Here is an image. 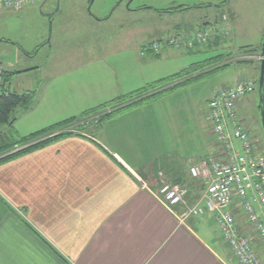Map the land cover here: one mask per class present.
<instances>
[{
  "label": "crops",
  "instance_id": "crops-1",
  "mask_svg": "<svg viewBox=\"0 0 264 264\" xmlns=\"http://www.w3.org/2000/svg\"><path fill=\"white\" fill-rule=\"evenodd\" d=\"M228 3L233 18L223 14L211 23L198 14L225 0H47L0 13V20L17 14L26 23L34 16L41 21L42 13L50 19L49 26L42 21L34 37L14 42L0 36V53L18 59L7 68L0 65L7 91L32 98L31 107L17 109L15 123L0 135L9 132L6 138L14 142L61 123L65 126L39 140L66 134L0 162V264H237L211 214L191 217L183 207L167 208L158 195L161 173L187 189V207L196 204L202 185L188 169L212 152L211 140L197 161L164 148L161 119L150 113L151 100L100 118L92 133L77 128V122L100 116L88 112L183 72L156 69L152 78V64L180 60L188 52L129 55L137 43L192 32V23L233 29L239 3ZM177 7L185 9L161 12ZM144 14L159 27L143 32L137 42V20ZM260 28L262 35L264 24ZM243 115L239 107L244 122ZM255 250L264 264V246Z\"/></svg>",
  "mask_w": 264,
  "mask_h": 264
},
{
  "label": "rangeland",
  "instance_id": "rangeland-1",
  "mask_svg": "<svg viewBox=\"0 0 264 264\" xmlns=\"http://www.w3.org/2000/svg\"><path fill=\"white\" fill-rule=\"evenodd\" d=\"M227 1L229 0H225V2ZM231 1L234 4L239 3L234 13L236 16H240L239 20L234 17L235 22L232 25L233 29H230L229 26H225L224 24H209L210 26L198 28L195 23L191 21L192 24H190V28L194 31L175 33L165 37L184 40L186 43L184 44V48L179 49L177 47H171L170 45H164L166 42L165 38L155 37L141 44L137 43L134 51H130L129 53V55H140L142 47L152 42H157L158 44L160 42L164 46L159 53L155 54V57L161 55L166 50L188 52V54H184L183 59L172 60L170 62L159 61L156 64H152L148 69H151L152 78L157 77V70L160 73L165 70L172 72L178 68H182V71L187 70L180 76L181 78L174 77V80L166 81L160 85L159 91L167 88L169 90L182 81H186L190 78L194 80L184 86H179L167 93L157 96V98L149 102L150 113L154 115L157 114L161 119V141L163 147L169 151H176L179 155H181L180 152H182L184 154V160L188 162L197 161L203 151L206 140H210L207 135L210 131V125L205 119L207 112L205 103L211 91L231 86L233 82L238 79H249L255 84V87L258 85L260 45L262 44L264 31L262 35L259 32L261 30V25L264 24V0ZM232 7L233 5L230 6L228 3L227 5L225 4L217 8H212L199 13L198 18L202 19L206 17L203 21L207 23L220 19L223 14L233 18ZM42 14L43 18L41 21L38 17L34 16L29 18L28 23H26V20L22 21L21 15L17 14H14L10 18L0 20V36L14 42L20 41L26 36L34 37L35 33L33 32L36 31L38 27H40V29L37 30V33L42 30V25H44L42 23L43 20L45 24L49 26L50 19L47 17L48 14ZM146 16L147 14H144L137 20V42L143 35V32L151 31L153 27L157 25L159 27V23H155L156 20H153L151 16L148 18H146ZM223 18L228 20L227 16ZM224 19L223 21H225ZM148 33L149 32L145 35ZM30 40L29 38V41ZM161 41L165 42L163 43ZM216 44L217 48L214 47ZM2 53L3 52L0 53V65L4 68H7L6 65L8 63L14 65L18 61L16 56L2 55ZM139 66H142V64L140 63L138 65V69H140ZM145 93L146 92L142 91V93L132 95L123 102L125 104L129 103L132 100L142 97ZM253 98L254 102H251ZM246 99L251 103L248 102V105L244 103L241 104V112L242 109H244L245 112V115L242 117L244 118L247 128L260 139L258 154L264 155V133L257 107L258 92L255 90V93L251 94ZM114 107L111 106L107 109L110 111V109L112 110ZM92 112L90 111L87 113L88 115L91 114L89 117L93 114H98L100 116L77 122L78 129L84 126V129H87V133H92V129L96 127V123L100 118H104V113H107L105 109L94 113ZM5 128L6 125L0 126V132H3ZM7 134L9 137L12 135L9 132ZM7 134H3V137H6ZM41 140L37 139L36 142ZM29 145L27 144L24 147ZM160 175L161 173L158 174L159 179ZM165 184L171 183L165 181Z\"/></svg>",
  "mask_w": 264,
  "mask_h": 264
},
{
  "label": "built area",
  "instance_id": "built-area-1",
  "mask_svg": "<svg viewBox=\"0 0 264 264\" xmlns=\"http://www.w3.org/2000/svg\"><path fill=\"white\" fill-rule=\"evenodd\" d=\"M45 1L0 0V13L20 12ZM165 41L161 42L179 49L186 44L176 38ZM162 48L160 42L147 43L140 56L155 55ZM5 84L0 67V103L9 97ZM255 90L251 80L238 79L231 86L212 90L206 100L212 152L188 169L190 177L202 185L193 207L186 205L187 190L183 186L165 184L162 174L159 179L158 195L167 208L183 207L191 217L212 215L222 244L237 264H262L255 249L256 245L264 246V155L258 154L260 139L239 116L240 103ZM237 213L253 234L242 228Z\"/></svg>",
  "mask_w": 264,
  "mask_h": 264
},
{
  "label": "trees",
  "instance_id": "trees-1",
  "mask_svg": "<svg viewBox=\"0 0 264 264\" xmlns=\"http://www.w3.org/2000/svg\"><path fill=\"white\" fill-rule=\"evenodd\" d=\"M227 2H225V4H227ZM184 9H185V7H177V8H174V9H169L167 11H161V12L164 13V14H171V13H176V12L182 11ZM216 46H217V44L214 47H216ZM260 51H261V45H260ZM183 73H184V71L182 73L178 74V75L169 77L167 79L160 80V81H158L156 83L148 85L147 87H145L142 90H139V91L135 92L132 95H135L137 93H142V91H144L146 93L142 97H140L138 99H135V100H132L131 102H129L126 105H122L121 104V103H123L125 98H119V99H117L115 101H111L109 104H106V105H103L102 107H99L98 109L94 110L93 113L97 112V111H100V110H103V109L106 110L108 107H111V106H113V107L116 106V107L112 108V110H110V112L104 113V116H103L104 118L105 117H109L112 114L117 113L118 110L127 109V108H130V107H133V106L142 105V104H144L146 102H149L150 100H152L154 98H157V96H160V95H162L164 93H167V92L173 90L174 88H177L179 86H184L187 83H190V82L194 81V80H191V78H190V79H188L186 81H182L181 83L177 84L175 87H173V88H171L169 90L167 88V89H164L162 91H159L160 87H161L160 85H162L166 81H172L176 77L182 76ZM184 76H188V75H184ZM188 77H190V76H188ZM6 78L7 77H6V73H5V82H6ZM256 91L258 92V85L256 86ZM8 93H9V97L4 99L0 103V126L6 125L7 127H12V125L16 121L15 111L17 109H21V110L29 109L31 107V105H32V98H31V96H18L16 94H12L10 92H8ZM119 104H120V106L122 105L121 108L118 107ZM64 124L65 123H61L59 125H56L55 127H52L50 129L46 130V131L35 133V134L30 135L28 137H25V138H23L21 140H17L16 142H10L6 137H3L2 135H0V162H4L6 160L15 158V157H17L19 155L25 154V153L33 150V149L42 147V146L48 144L51 141V139H53V138L64 137L66 135L65 133H59V134H56L52 138H48L47 137L44 140L36 142L37 139L39 140V138L47 136L52 131L56 130V128L63 127ZM27 144L28 145L31 144V145H29L27 147H24ZM16 148H18V150H16Z\"/></svg>",
  "mask_w": 264,
  "mask_h": 264
},
{
  "label": "water",
  "instance_id": "water-1",
  "mask_svg": "<svg viewBox=\"0 0 264 264\" xmlns=\"http://www.w3.org/2000/svg\"><path fill=\"white\" fill-rule=\"evenodd\" d=\"M259 64V79H258V111L260 115L261 127L264 133V34L262 37L261 52Z\"/></svg>",
  "mask_w": 264,
  "mask_h": 264
}]
</instances>
